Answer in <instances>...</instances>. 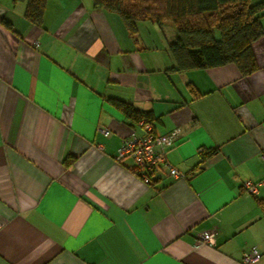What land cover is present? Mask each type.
Instances as JSON below:
<instances>
[{
	"label": "crops",
	"instance_id": "obj_1",
	"mask_svg": "<svg viewBox=\"0 0 264 264\" xmlns=\"http://www.w3.org/2000/svg\"><path fill=\"white\" fill-rule=\"evenodd\" d=\"M25 8L0 0V264H243L251 246L264 264V184L243 187L264 179V35L248 74L180 71L169 20L132 35L92 0H47L40 25ZM115 99L181 130L166 157L184 178L115 160L143 134Z\"/></svg>",
	"mask_w": 264,
	"mask_h": 264
},
{
	"label": "trees",
	"instance_id": "obj_2",
	"mask_svg": "<svg viewBox=\"0 0 264 264\" xmlns=\"http://www.w3.org/2000/svg\"><path fill=\"white\" fill-rule=\"evenodd\" d=\"M19 1L26 3V19L40 25L47 0ZM92 4L117 13L132 35L139 21H171L176 36L169 43V50L176 70L234 63L242 74H248L257 68L252 45L264 35V0H92ZM113 102L135 121L142 116L151 119L128 102ZM206 156L202 154L203 158ZM73 159L70 157L65 163L69 165Z\"/></svg>",
	"mask_w": 264,
	"mask_h": 264
},
{
	"label": "built area",
	"instance_id": "obj_3",
	"mask_svg": "<svg viewBox=\"0 0 264 264\" xmlns=\"http://www.w3.org/2000/svg\"><path fill=\"white\" fill-rule=\"evenodd\" d=\"M37 45V43H34ZM138 126L142 129L143 134L138 135L132 132L130 136L124 137L118 148L115 160L121 161L125 158L131 160L129 166L140 179L146 183H152L156 172L163 166L166 174L173 178H184L185 174L172 166L166 157L167 148L173 146L178 140L181 130L176 127L165 134H157L154 131L153 124L145 116L140 117L137 121ZM107 133L106 129H101ZM264 184V179L257 182L246 180L243 182V187L255 195L259 187ZM215 231L207 230L199 234V238L205 243H212ZM262 252L256 246L248 247L242 253L243 264H255L260 260Z\"/></svg>",
	"mask_w": 264,
	"mask_h": 264
}]
</instances>
